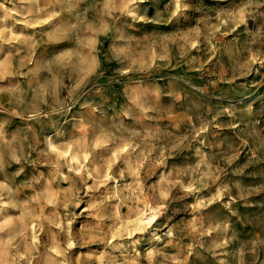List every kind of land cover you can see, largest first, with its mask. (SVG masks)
<instances>
[{"label": "clouds", "instance_id": "clouds-1", "mask_svg": "<svg viewBox=\"0 0 264 264\" xmlns=\"http://www.w3.org/2000/svg\"><path fill=\"white\" fill-rule=\"evenodd\" d=\"M80 2L55 0L61 7L48 13V20L55 19L56 24L39 40L12 36V40L27 47V55L19 60L14 72L7 70L12 68L13 57L9 55L3 61L6 70L0 71V264H188V257L199 256L202 251L209 252L215 264H264L261 259L264 232L247 241L240 240L231 219L221 217L211 207L229 194L226 185L211 199L196 197L183 209L173 207L183 199L173 195V189L187 196L218 179L214 158L204 156L203 141L196 147V154L202 158L195 168L182 169L174 177L162 172L155 183L147 184L157 168L167 167L169 157L191 148V140L195 138L192 131L179 135L169 131L171 125L161 124L169 119L170 112L163 98L174 95L176 101H181L183 97L172 90H164L156 97L152 93L155 85L151 75L140 78L129 75L168 67V62L154 63L149 59L142 68L140 57L136 56L133 63V56L129 55L142 46L151 52V45H142L132 34L138 31L136 23L147 20L137 14L134 6L138 0H97L99 6L91 9L96 12L93 21L85 19L89 9L75 15L73 20L72 5ZM122 6L127 9L122 14L132 22L124 20L117 28L116 12ZM170 7L174 8L175 16L189 5L185 0H170ZM253 7L254 0H246L242 7L223 13L224 20L235 28L243 25L247 30L250 19L264 17V12H254ZM107 8L115 11L104 10ZM109 15L113 16L112 21L106 20ZM93 27L97 36H107L113 31L122 33L115 38L125 42L121 54L114 58L121 63L118 75L127 77L123 83L129 91L119 110L112 106V116H108L105 108L107 97L102 96L100 103L89 102L82 91L85 79L79 72L83 34ZM193 31L199 34L198 30ZM9 33V28L0 29V41L9 42ZM63 41L75 47L51 57H36L35 49L41 44ZM255 55L260 58V53ZM156 59L168 60L166 55ZM29 64L33 66L28 72L20 71ZM100 68L96 59L90 75L103 76ZM66 72L75 86L61 98L57 84L62 86ZM52 74L59 79L51 78ZM15 76L30 77L28 87L9 79ZM102 87L94 85L98 95H102ZM77 104L88 111L73 113ZM192 107H198L196 101H192ZM224 111L229 112L227 108ZM14 120L21 124L11 128ZM207 131L208 125L201 122L195 134ZM231 162L229 158L228 163ZM117 164L122 167L113 171ZM39 165H44L47 172L41 171ZM13 166L15 169L10 171ZM29 167L35 174L18 179L26 176ZM234 186L240 193L238 198L243 199L241 182L236 181ZM146 197L152 211L143 217L131 220L115 211L114 202L123 208L127 202H144ZM235 199L230 197L223 207L231 216L238 217L232 208ZM81 205L84 207L80 215L87 214L88 222L81 229H74L78 219L76 209ZM178 215L181 219L171 223ZM144 239L146 246L141 243ZM169 247L174 251H168ZM84 248L88 250L76 251Z\"/></svg>", "mask_w": 264, "mask_h": 264}, {"label": "rangeland", "instance_id": "rangeland-1", "mask_svg": "<svg viewBox=\"0 0 264 264\" xmlns=\"http://www.w3.org/2000/svg\"><path fill=\"white\" fill-rule=\"evenodd\" d=\"M189 5L175 16L172 15L173 7L170 0H138L134 6L137 14L146 17L135 24L138 31L132 34L142 42V45H151V52L147 47L136 48L133 56L140 57V67H144L149 59L154 63L168 62V67L162 71L130 72L134 78L151 75L154 79L152 93L160 97L164 90H172L183 97L176 101L175 96L163 98V103L170 108L169 119L161 122L162 126H168L169 131L179 135H186L192 131L195 138L191 140V148L176 152L167 160V167L157 168L155 174L147 184L155 183L162 172L171 173L174 177L177 172L185 168H195L202 157L196 154V147H203L204 156L213 157V164L217 170L218 179L215 183L209 182L208 187L200 191L192 192L184 196L182 192L173 189V195H180L183 199L175 202L173 207L181 208L186 203L194 202L196 197L211 199L217 195L218 190L227 186L229 194H225L222 200L212 204L211 207L221 217L230 218L240 240L247 241L258 233L264 232V17L257 16L250 19L247 30L241 25L235 28L224 20L223 13L234 11L242 7L246 0H185ZM0 29L9 28L7 43L0 41V71H5L3 61L9 55L13 57L12 68L15 71L19 67V60L27 55V47L19 41L12 40V36L33 37L39 40L40 36L48 32L56 20H48V13L53 9L59 10L60 5L55 0H0ZM258 5V7H257ZM97 0H81L72 5L75 15L84 13L89 9L85 19L93 21L96 12L91 10L98 7ZM114 12L112 8L104 9ZM127 11L123 6L115 19L117 28L122 21L131 18L122 13ZM254 12H264V0H254ZM68 13H65L67 16ZM219 16V18H217ZM160 19L163 22L153 23ZM106 20L112 21L109 15ZM27 21V22H26ZM39 21H47L40 23ZM31 25V26H30ZM234 29V30H233ZM193 30H198V35ZM132 32L131 29H128ZM122 33L110 32L107 36L95 34V27L91 32L83 34L84 48L82 64L79 76L85 79L82 91L89 102L100 103L103 97H107L105 108L108 116H112V106L116 110L124 102V96L129 89L123 81L127 77L118 75L121 63L114 57L121 54L125 42L115 37ZM99 41V42H97ZM74 44L63 41L59 43L41 44L35 49L36 57H51L55 53L72 50ZM20 55L17 56L16 53ZM260 53V58H256ZM166 55L167 61H160L158 56ZM99 59L103 76L97 78L90 75L94 71V61ZM250 61V62H249ZM33 65L29 64L20 71L28 72ZM53 79L59 78L52 74ZM11 80H18L24 87H28L30 77L15 76ZM7 83V81H5ZM96 86L101 88L102 95H98ZM73 80L65 73L62 86L57 84V91L61 98L68 94V89L74 87ZM135 95L136 90H131ZM192 101H196L198 107H192ZM227 108L229 112H225ZM249 109L251 111L249 112ZM77 104L73 113L87 112ZM186 117L190 119H186ZM201 122L208 125L207 132L195 134V129L201 126ZM19 120H14L11 128L20 125ZM195 126V129L193 128ZM35 157V153H33ZM232 158L231 164L228 159ZM121 164H117L113 171L119 170ZM203 167V165H201ZM41 171L47 172L44 165H39ZM10 169V171L14 170ZM33 169H26V176L34 175ZM240 181L244 198L239 199V191L235 188V182ZM89 183H92L89 181ZM66 187L67 185H63ZM104 189H101L103 192ZM83 195V193H82ZM236 198L232 208L238 212L237 216H231L223 207L229 198ZM87 199V197H85ZM117 206V213H124L126 218L133 212H140L145 216L152 211L150 201L145 198L144 202L136 200L135 204L127 202L123 208ZM76 209L78 219L74 222V229H81L87 224V214L80 215L81 209ZM171 216V212H169ZM146 218V217H145ZM181 217L178 215L171 223H176ZM162 220V218H161ZM161 223V221H157ZM166 230V229H165ZM146 235V234H138ZM145 246L147 240L141 241ZM89 247H96L89 245ZM1 250V249H0ZM88 249H77V252H86ZM168 251H174L171 247ZM2 251V250H1ZM2 253V252H0ZM261 259H264L262 254ZM188 264H215L211 254L202 251L199 256L188 257Z\"/></svg>", "mask_w": 264, "mask_h": 264}, {"label": "bare ground", "instance_id": "bare-ground-1", "mask_svg": "<svg viewBox=\"0 0 264 264\" xmlns=\"http://www.w3.org/2000/svg\"><path fill=\"white\" fill-rule=\"evenodd\" d=\"M137 217H143V214L140 212H133L131 215H129L127 217V219L136 220ZM0 249L2 250V248H0ZM1 250H0V252H2Z\"/></svg>", "mask_w": 264, "mask_h": 264}]
</instances>
